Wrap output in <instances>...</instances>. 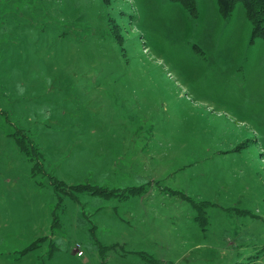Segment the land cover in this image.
Here are the masks:
<instances>
[{
  "label": "rangeland",
  "instance_id": "1",
  "mask_svg": "<svg viewBox=\"0 0 264 264\" xmlns=\"http://www.w3.org/2000/svg\"><path fill=\"white\" fill-rule=\"evenodd\" d=\"M196 9L0 0V264H264V42Z\"/></svg>",
  "mask_w": 264,
  "mask_h": 264
},
{
  "label": "trees",
  "instance_id": "2",
  "mask_svg": "<svg viewBox=\"0 0 264 264\" xmlns=\"http://www.w3.org/2000/svg\"><path fill=\"white\" fill-rule=\"evenodd\" d=\"M181 5L192 16H197L196 0H168ZM219 14L229 19L236 4H241L246 18L252 25L251 42L258 39L264 42V0H216ZM20 147L25 151L22 140ZM27 151V150H26Z\"/></svg>",
  "mask_w": 264,
  "mask_h": 264
}]
</instances>
